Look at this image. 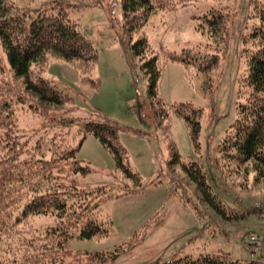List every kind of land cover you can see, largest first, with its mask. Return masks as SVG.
I'll list each match as a JSON object with an SVG mask.
<instances>
[{"label": "trees", "instance_id": "16d2710c", "mask_svg": "<svg viewBox=\"0 0 264 264\" xmlns=\"http://www.w3.org/2000/svg\"><path fill=\"white\" fill-rule=\"evenodd\" d=\"M94 2L44 0L33 6V2L0 0V264L112 263L139 243L131 239L128 249L119 246L107 252L74 251L69 247L74 236L80 239L108 236L112 227L109 218L102 214L103 202L132 192L130 189L114 191L105 186L78 187L77 176L92 170L77 157L88 135H94L111 152L124 178L137 187L142 185L140 175L129 166L128 152L120 141L122 127L100 114L94 119L73 115L74 97L43 76L55 58L74 65L86 83L98 87L99 81L91 77L98 62V50L80 24L70 18L71 12L94 6ZM120 4L122 42L130 63H139L147 78L149 110L164 128L174 151L171 163L182 167L218 216L225 220L242 218V214L228 211L212 191L200 163L181 159L169 132L171 107L159 92L165 61L181 62L190 83L203 94H211L218 87L234 8L222 4L197 16V30L206 36L207 43L179 54L164 52L162 62L147 36L137 34L152 15L169 9L171 2L120 0ZM249 5L241 49L245 69L238 78L236 117L217 146L214 162L218 171L231 163L249 164L254 180L263 181L264 0H249ZM175 106L176 114L185 120L198 148L202 110L189 103ZM19 111L39 117L40 127L22 128ZM125 187L129 186L125 184ZM34 216H53L56 224L37 227ZM155 264L264 262L234 259L229 252L219 250L197 256L176 253L169 260Z\"/></svg>", "mask_w": 264, "mask_h": 264}, {"label": "rangeland", "instance_id": "374dc122", "mask_svg": "<svg viewBox=\"0 0 264 264\" xmlns=\"http://www.w3.org/2000/svg\"><path fill=\"white\" fill-rule=\"evenodd\" d=\"M43 1L22 0L33 2V6ZM87 1L73 0L81 4ZM94 1V6L71 12L70 18L80 24L98 50V62L91 72L92 79L99 81L98 87L86 83L74 65L55 58L43 76L74 97L73 115L94 119L100 114L122 127L120 141L128 152L129 166L140 175L142 185L137 187L124 178L111 152L94 135H88L77 157L92 170L77 176L78 187L105 186L114 191L130 189L132 192L103 202L102 214L109 218L112 227L108 236L91 239L74 236L70 249L89 252H107L119 246L128 249L132 239L139 243L114 262L103 264H155L169 260L176 253L197 256L219 250L229 252L234 259L264 262V256L251 254L244 248L248 234L254 228L264 227L261 217L264 180H254L249 164L231 163L218 171L214 162L217 146L236 117L238 78L245 69L241 49L249 0H169L170 8L152 15L137 34L147 36L152 50L163 62L164 52L179 54L207 43L206 36L197 30V16L222 4L234 8L226 57L220 63V83L211 94L201 93L190 83L179 61H165L159 80V92L171 107L169 132L178 154L183 161L200 163L212 191L228 211L242 214V218L230 220L218 216L182 167L171 163L174 151L164 128L149 110L147 78L139 63H130L122 42L120 0ZM187 103L202 110L198 148L185 120L175 112V105ZM18 114L22 128L40 127L39 117L24 111ZM34 221L37 227L56 224L53 216H34Z\"/></svg>", "mask_w": 264, "mask_h": 264}, {"label": "built area", "instance_id": "2783aa9c", "mask_svg": "<svg viewBox=\"0 0 264 264\" xmlns=\"http://www.w3.org/2000/svg\"><path fill=\"white\" fill-rule=\"evenodd\" d=\"M261 217L264 218V211L261 213ZM244 248L251 254H260L264 256V227L254 228L248 234L244 242Z\"/></svg>", "mask_w": 264, "mask_h": 264}]
</instances>
